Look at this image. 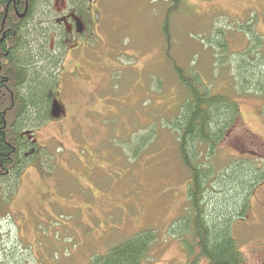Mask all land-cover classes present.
<instances>
[{
    "label": "rangeland",
    "instance_id": "obj_1",
    "mask_svg": "<svg viewBox=\"0 0 264 264\" xmlns=\"http://www.w3.org/2000/svg\"><path fill=\"white\" fill-rule=\"evenodd\" d=\"M90 4L92 34L73 57L82 76L61 82L77 67L68 62L60 71L64 114L60 106L58 119L21 126L36 128L39 148L33 156L22 153L18 169L0 178V264H88L141 230L156 235L143 264H185L191 256L170 230L186 215L189 178L176 128L185 88L173 66L197 73L210 91L238 102L235 126L213 151L198 145L212 182L231 164L253 165V154L231 140L247 132L254 138L246 142L249 148L264 141V98L241 89L236 58L254 44L264 49V0ZM32 49L37 61V45ZM262 187L264 180L247 189L245 217L264 220L257 207ZM239 220L229 227L244 251L260 231ZM185 238L192 244L190 235Z\"/></svg>",
    "mask_w": 264,
    "mask_h": 264
},
{
    "label": "trees",
    "instance_id": "obj_2",
    "mask_svg": "<svg viewBox=\"0 0 264 264\" xmlns=\"http://www.w3.org/2000/svg\"><path fill=\"white\" fill-rule=\"evenodd\" d=\"M46 1L39 0L30 5L28 23L19 31L23 43L18 44L15 38L10 41L12 50L6 69L10 79L22 85L13 87L16 93L14 105L0 104V110L7 116L6 121L0 119V178L6 177V171L15 172L23 161L24 146L18 138V127L38 121L47 110L53 76L50 68L58 60L46 52L45 45L37 47V61H33L31 53L38 40L46 41L43 29L34 22L36 15L42 19L48 18V13L43 11V6H47ZM71 1L87 3L89 0ZM9 23L8 20L6 24L10 27ZM28 37H31L32 45H29ZM255 45L249 46L242 56L236 58L237 82L241 83V89L252 88L264 98V49L260 51V47ZM21 54L26 55V59ZM251 57L252 64L249 62ZM37 62L42 64L41 67ZM173 68L185 88L176 128L179 155L189 170L186 196L191 201L192 216L190 223L185 217L176 218L170 224V230L179 236L190 256L198 250L196 255L207 258L211 264H236L242 258V251L230 232L229 222L245 216L247 189L256 187L264 180V159L253 158V165L247 166L243 163L231 164L228 171L215 174L217 181L212 182L213 172L199 160L202 151L198 145L206 144V153L213 151L217 140L235 126L239 116L238 102L226 93L210 91L197 73L186 71L177 64ZM186 235H190L192 244H187ZM155 238L151 230L138 231L110 247L103 255H97L88 264H143ZM185 264H197V261L190 260Z\"/></svg>",
    "mask_w": 264,
    "mask_h": 264
},
{
    "label": "flooded vegetation",
    "instance_id": "obj_3",
    "mask_svg": "<svg viewBox=\"0 0 264 264\" xmlns=\"http://www.w3.org/2000/svg\"><path fill=\"white\" fill-rule=\"evenodd\" d=\"M38 1L39 0H0V15L2 16L0 20V104L2 105L7 103L10 105H14L16 103V93L14 92L13 87H19L22 85L21 83L19 84L18 82H13L10 79L11 76L8 74L6 69L8 67V55L12 50L10 41L12 38H15L16 40H18V44L23 43L22 41L24 39L22 38L23 36L19 31H21L23 26L28 23V12L30 10V5L32 6L34 2ZM91 1L92 0H89L87 3H75V1L72 2L71 0H47V6H43L44 12H47V9L49 7L50 11L47 13L50 14L46 19V23L44 18V24H41L43 20L37 22L40 23L37 26L43 29V34L46 36V41H37V47L45 45L46 52L50 56L56 57L58 61L56 60V64L50 68V72L53 76L48 92L47 110L43 116L39 117L38 121L42 119L41 121L43 122L45 118L58 119L59 117H53L51 115V106L55 101H57L60 106H62V95L60 92L61 89L59 88L60 71L66 62L77 66V64H75V61H73V57H76V55L78 54H82L83 50L79 49L82 44L81 40L88 38L92 34V32H87V19L90 17ZM8 20L10 22L9 24H11L10 27L6 24ZM78 22H80L79 27ZM76 50L80 52L78 53L76 52ZM21 57L25 58L24 55H22ZM16 61L19 62V60ZM20 62L22 61L20 60ZM23 63L24 61L22 62V64ZM20 67L22 68L23 66ZM80 69L81 68L79 66H72L67 73V78L62 77L61 82H63L64 79H67L69 82H77L80 76H82V70ZM54 70H56L57 73H55ZM69 102L71 103V100ZM64 112L65 109L62 106L61 116L64 114ZM6 117V113L3 110H0V119L2 121H6ZM20 117L21 115L18 116V119ZM40 123H38V125ZM35 129V127L33 129L28 128V126L18 127V138H20L24 146L23 154L25 156H33L39 148L37 139L33 137L34 132L36 131ZM249 140H254V138H252V136L247 132H243L241 134L234 135L231 142L234 146H239L238 149H241L240 152H244L247 155L253 154V157L255 158L264 159V141L257 142L259 145H256V147L254 146L253 148H249L246 143ZM5 173L7 174V171ZM262 191V196L258 200L257 207L258 210H261V213L263 215L264 187H262ZM186 201L188 202V205L186 206V215L184 217L187 219V223H190L192 216L190 210L191 201L187 196ZM249 203L251 202L249 201ZM238 223L245 225V227L247 228H257L256 230L260 232H256L254 239H250V243H248L247 246L248 250L243 251L240 248L242 251V258H240V260L237 261L236 264H264V220L261 219V217L253 218L251 214H246V217L244 216L243 219H240L238 221ZM197 252L198 250H196L195 254L191 255V258L188 261L196 260L197 264H211L207 258L196 255ZM202 260H204L203 263H201Z\"/></svg>",
    "mask_w": 264,
    "mask_h": 264
},
{
    "label": "water",
    "instance_id": "obj_4",
    "mask_svg": "<svg viewBox=\"0 0 264 264\" xmlns=\"http://www.w3.org/2000/svg\"><path fill=\"white\" fill-rule=\"evenodd\" d=\"M79 25H80V22H78V27ZM60 112H61L60 104L57 101H55L51 106V115L53 117H58L60 115Z\"/></svg>",
    "mask_w": 264,
    "mask_h": 264
}]
</instances>
